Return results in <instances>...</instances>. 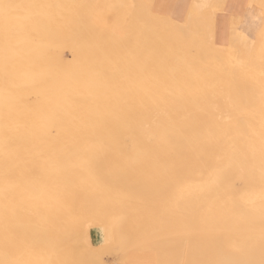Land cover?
Segmentation results:
<instances>
[{
	"label": "bare ground",
	"instance_id": "1",
	"mask_svg": "<svg viewBox=\"0 0 264 264\" xmlns=\"http://www.w3.org/2000/svg\"><path fill=\"white\" fill-rule=\"evenodd\" d=\"M230 1L173 18L154 0H0V264L114 247L264 264V32L230 37L249 0ZM88 223L101 255L74 246Z\"/></svg>",
	"mask_w": 264,
	"mask_h": 264
},
{
	"label": "rangeland",
	"instance_id": "2",
	"mask_svg": "<svg viewBox=\"0 0 264 264\" xmlns=\"http://www.w3.org/2000/svg\"><path fill=\"white\" fill-rule=\"evenodd\" d=\"M256 2L257 0H249L248 7L244 8L241 11L240 16L238 17L237 20H235L236 22L234 21L233 25L231 24L230 27L228 28V32H231L230 37H232V35L235 33L236 38L237 37L240 38L238 39L239 41L245 40L244 43H245V46H247V48L253 47L252 45L254 44L259 45L258 42L262 39L263 37L262 35L264 32V11H259V9L258 10L254 9L255 7L254 5L256 4ZM185 8H186V4L180 7L175 18L177 17L184 18ZM224 8L225 6L223 7V9ZM226 8H227V5H226ZM252 9L254 11H252ZM224 11H226V9H224ZM214 12H219V10H214ZM212 16L210 17L211 19L213 18ZM216 16H219V15L216 13L215 17ZM216 19L215 18L212 19V20H215L214 23H216V21L218 22V20ZM228 32L227 31L225 32V34L227 33L226 34L227 36H229ZM225 34H223L220 37V41L221 39L223 41L224 38L227 39ZM222 46H224V43L222 44ZM64 55L67 56L68 52L64 51ZM230 98L228 102L230 103V105L231 103L234 104L236 101H234L235 98L233 97V94L230 95ZM197 100L200 101V99H197ZM232 105L230 106L229 110L233 109V106L235 107V105L233 106ZM225 106H228V104H226ZM225 109L228 110V108H225ZM256 117L257 116H255L254 118ZM73 238H74V246L76 247L77 250H80V249L83 250L86 248H90L93 253L97 255H101L102 248H103V237H102L101 227L99 225H96L94 223H88L86 225V229H82L80 233L77 235H74ZM130 255L131 253L129 251V254L125 258V262L124 260L121 261V256H122L121 251L119 250V247H114L112 250L106 251L105 254H102V260L104 261V264H168L167 262L168 259H165V258L164 260L158 261L156 258L157 255H155V251H141L138 254L141 259H139L138 261H132L131 258L133 257L132 256L130 257Z\"/></svg>",
	"mask_w": 264,
	"mask_h": 264
},
{
	"label": "crops",
	"instance_id": "3",
	"mask_svg": "<svg viewBox=\"0 0 264 264\" xmlns=\"http://www.w3.org/2000/svg\"><path fill=\"white\" fill-rule=\"evenodd\" d=\"M231 1L229 4V7L231 6ZM188 2H190V0H181V1L180 0H154L153 8H156L158 10V13L162 16L174 18L177 15L180 7H182L184 4ZM228 10L226 11V13L229 14L230 12H228ZM225 17L226 15L224 13L220 14L217 17V20H218L217 26L219 28V38L226 32V23H224Z\"/></svg>",
	"mask_w": 264,
	"mask_h": 264
}]
</instances>
